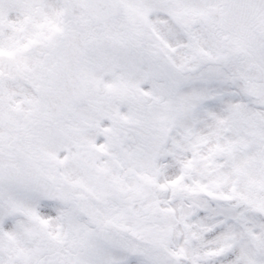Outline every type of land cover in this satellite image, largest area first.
<instances>
[{
	"label": "snow or ice",
	"instance_id": "1",
	"mask_svg": "<svg viewBox=\"0 0 264 264\" xmlns=\"http://www.w3.org/2000/svg\"><path fill=\"white\" fill-rule=\"evenodd\" d=\"M0 264H264V0H0Z\"/></svg>",
	"mask_w": 264,
	"mask_h": 264
}]
</instances>
